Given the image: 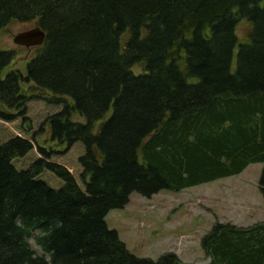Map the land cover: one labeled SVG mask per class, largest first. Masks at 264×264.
Listing matches in <instances>:
<instances>
[{
  "label": "trees",
  "instance_id": "16d2710c",
  "mask_svg": "<svg viewBox=\"0 0 264 264\" xmlns=\"http://www.w3.org/2000/svg\"><path fill=\"white\" fill-rule=\"evenodd\" d=\"M12 22L46 39L26 75L3 77L0 50V264H187L134 256L106 217L264 164V0H0ZM202 248L264 264V221L217 223Z\"/></svg>",
  "mask_w": 264,
  "mask_h": 264
},
{
  "label": "rangeland",
  "instance_id": "374dc122",
  "mask_svg": "<svg viewBox=\"0 0 264 264\" xmlns=\"http://www.w3.org/2000/svg\"><path fill=\"white\" fill-rule=\"evenodd\" d=\"M33 27V23L14 22L1 32L0 50L15 55L2 76L17 69L27 74V63L34 54L15 45L13 40ZM250 32V24L242 20L237 29L240 44L248 41ZM73 121L84 123L85 118L74 115ZM45 136L42 135L41 142ZM263 170V163L251 164L240 175L178 193L162 191L151 198L134 193L123 209L108 214L106 223L130 253L140 259L157 261L174 253L184 263L205 264L202 240L217 222L251 227L264 221V197L259 185ZM40 233L35 232L30 243L38 255H47L36 244Z\"/></svg>",
  "mask_w": 264,
  "mask_h": 264
},
{
  "label": "water",
  "instance_id": "95a60500",
  "mask_svg": "<svg viewBox=\"0 0 264 264\" xmlns=\"http://www.w3.org/2000/svg\"><path fill=\"white\" fill-rule=\"evenodd\" d=\"M45 38L46 35L44 31H42L39 27H36L30 31L18 34L14 39V43L18 46L26 48L38 47L43 44ZM0 108L4 113L8 115L11 114V111L7 110L4 105H1Z\"/></svg>",
  "mask_w": 264,
  "mask_h": 264
}]
</instances>
